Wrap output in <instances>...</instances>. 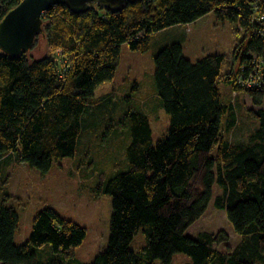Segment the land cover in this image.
Instances as JSON below:
<instances>
[{
    "label": "trees",
    "instance_id": "trees-1",
    "mask_svg": "<svg viewBox=\"0 0 264 264\" xmlns=\"http://www.w3.org/2000/svg\"><path fill=\"white\" fill-rule=\"evenodd\" d=\"M22 1L0 0V22ZM263 1L136 0L113 14L96 6L80 15L52 7L30 52L12 59L0 51V177L21 163L45 175L55 163L81 156L88 168L87 155L110 125L117 138L124 135L115 147L124 160L109 174L88 169L93 198L108 196L112 211L107 247L90 264H172L178 254L186 264H264V27L250 21L264 11ZM212 13L236 25L233 59L214 54L191 63L181 42L154 55L160 108L170 118L166 136L153 142L145 112L129 109L118 121L109 116L111 97L97 99L95 90L114 81L122 47L147 53L158 32ZM40 41L48 51L35 58L30 53ZM234 79L258 108L248 112L257 128L242 130L237 142L227 139L239 134L235 107L219 88L222 82L236 92ZM111 149L97 157L113 155ZM214 186L221 192L213 200ZM212 201L240 238L233 251L218 249L229 242L223 230L188 235ZM18 223L14 208L0 204V264H43L36 254L46 246L69 260L87 236L79 224L45 208L34 216L29 239L16 245ZM139 233L145 246L133 251Z\"/></svg>",
    "mask_w": 264,
    "mask_h": 264
},
{
    "label": "rangeland",
    "instance_id": "rangeland-1",
    "mask_svg": "<svg viewBox=\"0 0 264 264\" xmlns=\"http://www.w3.org/2000/svg\"><path fill=\"white\" fill-rule=\"evenodd\" d=\"M250 21L253 26H263V21L259 17H250ZM235 31V24L218 21L212 13L201 17L189 26L181 25L158 32L152 37L151 47L147 53H133L128 50L127 46H123L114 81L106 82L98 87L95 90V98L111 97L113 111H110L112 113L109 116L114 115L113 119L116 121L119 120L123 112L127 113L129 109L145 112L150 118L153 142L159 141L167 134L170 118L165 110L160 108V99L157 96L155 78L153 77L154 55L171 43L180 42L184 54L191 63L208 55H230L233 45H235ZM44 44L40 41L38 48L30 54L35 58L42 56L48 51ZM235 51L237 52V50ZM231 55L229 60L233 59ZM234 65L237 67V63L234 62ZM236 67L234 70L237 71L238 67L237 69ZM234 85H237L238 88V90L236 88V92L233 88L224 86L222 82L219 84V88L223 101L225 103L231 101L235 107L233 111L237 119L236 127L239 134L230 132L227 139L237 142L238 138L242 136L240 133L242 130L250 131L253 125H256L257 128L258 122L250 117L248 112L249 109L258 110V108L255 109L252 106L250 97L243 93L245 88L237 84L235 79ZM107 116L108 114L103 117ZM226 124L227 119H224L221 128H225ZM109 126L99 134L102 139L100 137L94 139H100V142L97 141L94 145L97 146L96 149H93L94 154L87 155L89 159L92 158L88 168L83 166L85 161L81 156L73 160L65 159L55 163L51 171L45 175L29 169L22 163L13 164L10 168L1 171L0 204L13 207L19 215L18 229L14 235L16 245L24 244L29 239L34 216L45 208H52L75 224H79L86 231L87 236L81 246L75 250L72 259L62 260L61 257L53 255L50 247L46 246L37 249L39 251L36 256L40 263L60 260L64 264H90L96 255L106 249L110 234L111 200L108 196H101L98 200L93 198L91 188L94 185L89 186L91 179L87 175L90 174L89 168L109 174L111 169H118L123 163L122 148L116 150L115 147L123 141V138L120 137H124V135L117 138V134L109 130ZM112 134L114 136H109L106 139L108 135ZM117 142L119 143L115 144ZM78 147V152H80L82 147L80 145ZM110 148H112L110 151L113 155L97 157V154L107 152ZM115 151L117 152L115 153ZM212 192L214 200L220 195L221 189L214 186ZM221 230L227 233L229 242L218 249L233 251L240 243V238L230 227L225 213L222 210H217L212 201L201 219L188 229V235L192 237L199 233L215 235ZM132 243L131 249L140 251L145 246L142 233H139ZM187 260L184 255L178 254L173 257L172 264H186Z\"/></svg>",
    "mask_w": 264,
    "mask_h": 264
},
{
    "label": "water",
    "instance_id": "water-1",
    "mask_svg": "<svg viewBox=\"0 0 264 264\" xmlns=\"http://www.w3.org/2000/svg\"><path fill=\"white\" fill-rule=\"evenodd\" d=\"M136 0H24L9 11L0 22V51L15 59L31 51L38 36L43 35L42 16L52 7L64 5L80 15L96 6L113 13L120 12Z\"/></svg>",
    "mask_w": 264,
    "mask_h": 264
},
{
    "label": "built area",
    "instance_id": "built-area-1",
    "mask_svg": "<svg viewBox=\"0 0 264 264\" xmlns=\"http://www.w3.org/2000/svg\"><path fill=\"white\" fill-rule=\"evenodd\" d=\"M263 4H264V1H263ZM260 8H262V7L260 6ZM256 16L259 17L263 21V27H264V11L261 14L256 13Z\"/></svg>",
    "mask_w": 264,
    "mask_h": 264
},
{
    "label": "crops",
    "instance_id": "crops-1",
    "mask_svg": "<svg viewBox=\"0 0 264 264\" xmlns=\"http://www.w3.org/2000/svg\"><path fill=\"white\" fill-rule=\"evenodd\" d=\"M182 52H183V54H184V50H183V47H182ZM184 56L188 59V57L186 56V54H184ZM239 94V93H238ZM150 122V121H149ZM150 124H151V122H150Z\"/></svg>",
    "mask_w": 264,
    "mask_h": 264
}]
</instances>
